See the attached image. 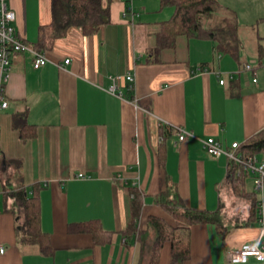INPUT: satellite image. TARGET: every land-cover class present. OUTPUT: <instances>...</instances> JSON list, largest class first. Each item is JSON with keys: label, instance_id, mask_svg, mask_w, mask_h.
Masks as SVG:
<instances>
[{"label": "crops", "instance_id": "0c3cea01", "mask_svg": "<svg viewBox=\"0 0 264 264\" xmlns=\"http://www.w3.org/2000/svg\"><path fill=\"white\" fill-rule=\"evenodd\" d=\"M1 1L16 13L18 37L36 51L41 29L53 22L52 0ZM103 3L110 6V23L92 35L70 28L46 49L43 67L34 68L31 51L12 55L0 92L8 103L0 108V245L6 249L0 264H146L156 237L150 218L175 225L157 202L171 185V198L178 194L186 208L218 213L228 231L212 223L191 226L184 264H237L227 254L259 236L264 188L257 190L259 220L239 227L250 217L251 201L236 195L227 157L209 155L203 141L213 137L227 149L264 129V69L247 70L248 60L221 53L207 38L179 36L157 53L173 7L159 0ZM117 75L122 96L108 92ZM178 129L193 135L179 142ZM8 181L39 197L51 255L21 241L24 217L4 195ZM245 190H256L254 182ZM134 192L143 199L136 223L142 241L125 234ZM90 221L95 231L77 229ZM158 264H171L170 242Z\"/></svg>", "mask_w": 264, "mask_h": 264}, {"label": "trees", "instance_id": "16d2710c", "mask_svg": "<svg viewBox=\"0 0 264 264\" xmlns=\"http://www.w3.org/2000/svg\"><path fill=\"white\" fill-rule=\"evenodd\" d=\"M129 1L126 0L127 3ZM159 1L162 7H173L174 14L168 21L163 22L157 37L158 45L155 52L159 53L164 48L173 47L179 36H189L211 39L216 42L221 53L239 57L243 42L238 36V19L231 15V11L227 10L230 16H224L216 24L208 23L210 18L226 8L218 0ZM128 8L130 9V6ZM52 14L51 26L43 27L39 40L32 45L33 49L39 53H45L55 39L64 37L72 27L80 29L85 35H92L110 23V6L105 5L103 0H52ZM257 53L258 65H263L264 45L261 40H258ZM18 123V119L15 118V124L18 125ZM241 151L245 155L264 159V129L242 144ZM229 170L235 191L251 200L249 219L238 225L246 227L260 218L262 204L259 192L245 190L246 180L253 179V176L243 165L232 163ZM238 170H241L240 175L237 174ZM170 187L167 186L159 194L157 202L171 214L175 225H169L160 218H150L149 223L156 230V237L149 244V261L146 264L159 263L160 252L166 242L171 243V264H184L191 256V226L195 224L212 223L216 224L223 234L228 232L221 227L218 213L186 208L178 194H173L171 198L173 190ZM4 195L6 198L14 199L15 205L20 209V218L24 217V223L19 227V232L22 234L21 241L38 246L42 255H51L54 249L50 244L49 235L43 232L40 226L39 197L36 193L23 186L13 187L8 181L4 186ZM133 195L132 220L125 234L136 236L140 240L143 233L137 231L136 223L141 213L143 199L138 192H134ZM93 223L90 221L76 224V227L79 231L91 232L97 229L91 227Z\"/></svg>", "mask_w": 264, "mask_h": 264}, {"label": "built area", "instance_id": "2783aa9c", "mask_svg": "<svg viewBox=\"0 0 264 264\" xmlns=\"http://www.w3.org/2000/svg\"><path fill=\"white\" fill-rule=\"evenodd\" d=\"M131 8V7H130ZM16 13L9 9L3 1L0 2V92L4 90V84L8 80L9 72L12 66V55L18 52L31 51L35 55L34 68L39 69L47 64V58L44 53H39L32 50L23 40H21L16 32L15 27ZM70 60H65V64H69ZM247 70H251V65L246 66ZM129 82L130 90L134 86V77L131 74L124 76ZM123 76L111 77V85L108 88V92L112 94L119 93V82ZM254 79L253 82H256ZM221 84H224V80H220ZM0 108H7L8 103L0 95ZM179 142H183L187 136H192V133L186 132L183 129H178ZM206 152L216 158L226 156L229 160V166L234 164H241L247 169L253 176L254 187L259 191H263L264 188V159L254 155H245L241 151V143L234 142L229 148H223L222 144L213 137L207 138L203 141ZM1 156V153H0ZM241 170L237 171L240 175ZM79 178H86L85 174H78ZM5 247L0 245V254H5ZM249 258H254L257 261L264 262V216L261 218L260 234L253 243L244 244L240 248H237L227 254V259L232 263H245Z\"/></svg>", "mask_w": 264, "mask_h": 264}, {"label": "rangeland", "instance_id": "374dc122", "mask_svg": "<svg viewBox=\"0 0 264 264\" xmlns=\"http://www.w3.org/2000/svg\"><path fill=\"white\" fill-rule=\"evenodd\" d=\"M226 8L208 20L209 24H216L224 16L234 15L238 19V36L243 42L240 55L242 61L248 60L251 67H256L255 72H260L264 67H259L256 48L258 40L264 44V0H221ZM220 1V2H221ZM228 5V6H227ZM229 7V8H228ZM229 10V12H227ZM261 38V39H260ZM252 178L246 180V187L252 189ZM236 192V191H235ZM246 199L245 195L238 194ZM238 196V197H239ZM250 200V199H249ZM251 201V200H250Z\"/></svg>", "mask_w": 264, "mask_h": 264}]
</instances>
